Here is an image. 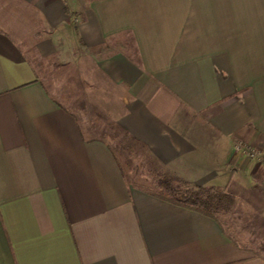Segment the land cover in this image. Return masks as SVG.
<instances>
[{"label":"crops","instance_id":"0c3cea01","mask_svg":"<svg viewBox=\"0 0 264 264\" xmlns=\"http://www.w3.org/2000/svg\"><path fill=\"white\" fill-rule=\"evenodd\" d=\"M54 70L102 133L264 217V0H0V264H264L131 185Z\"/></svg>","mask_w":264,"mask_h":264},{"label":"rangeland","instance_id":"374dc122","mask_svg":"<svg viewBox=\"0 0 264 264\" xmlns=\"http://www.w3.org/2000/svg\"><path fill=\"white\" fill-rule=\"evenodd\" d=\"M47 73V71L44 72L45 77L50 81L51 87L48 88L51 94L78 118H84V126L89 129L91 136H97L98 133L109 137L110 141L107 142L113 146L129 183L147 191L159 192L157 180L166 174L155 167L148 154L140 146L124 138L121 133H113L110 128L102 133L107 128H103L87 115L80 87H63L64 73L59 74L56 70L49 75ZM66 79L69 80L68 77ZM174 184L181 183L175 181ZM217 218L235 243L247 249L250 254L264 258V217L259 216L247 204L236 198V204L232 209L224 215H218Z\"/></svg>","mask_w":264,"mask_h":264},{"label":"trees","instance_id":"16d2710c","mask_svg":"<svg viewBox=\"0 0 264 264\" xmlns=\"http://www.w3.org/2000/svg\"><path fill=\"white\" fill-rule=\"evenodd\" d=\"M175 181L181 184L175 185ZM157 185L160 189L157 196L163 200L217 221L218 215L228 213L236 204V198L227 192L213 187L193 186L173 176L159 178Z\"/></svg>","mask_w":264,"mask_h":264},{"label":"built area","instance_id":"2783aa9c","mask_svg":"<svg viewBox=\"0 0 264 264\" xmlns=\"http://www.w3.org/2000/svg\"><path fill=\"white\" fill-rule=\"evenodd\" d=\"M236 151L243 152L249 159L260 158V153L252 147L238 144Z\"/></svg>","mask_w":264,"mask_h":264}]
</instances>
